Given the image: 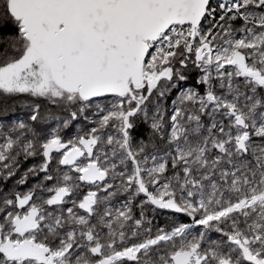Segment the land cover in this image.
Here are the masks:
<instances>
[{
	"label": "snow or ice",
	"instance_id": "snow-or-ice-1",
	"mask_svg": "<svg viewBox=\"0 0 264 264\" xmlns=\"http://www.w3.org/2000/svg\"><path fill=\"white\" fill-rule=\"evenodd\" d=\"M20 98L0 264H264V0H0Z\"/></svg>",
	"mask_w": 264,
	"mask_h": 264
},
{
	"label": "trees",
	"instance_id": "trees-1",
	"mask_svg": "<svg viewBox=\"0 0 264 264\" xmlns=\"http://www.w3.org/2000/svg\"><path fill=\"white\" fill-rule=\"evenodd\" d=\"M25 99L20 98L8 102L7 112L0 113V117L4 118L6 121L15 120L17 118L24 119L27 115V110L24 107ZM31 161H28L25 167L30 164ZM163 223V219L161 220Z\"/></svg>",
	"mask_w": 264,
	"mask_h": 264
}]
</instances>
